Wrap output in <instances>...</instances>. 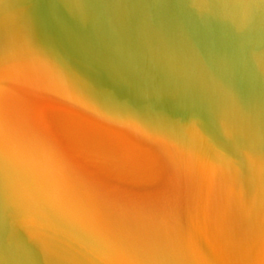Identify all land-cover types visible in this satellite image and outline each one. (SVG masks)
<instances>
[{
    "label": "water",
    "instance_id": "1",
    "mask_svg": "<svg viewBox=\"0 0 264 264\" xmlns=\"http://www.w3.org/2000/svg\"><path fill=\"white\" fill-rule=\"evenodd\" d=\"M0 264H264V0H0Z\"/></svg>",
    "mask_w": 264,
    "mask_h": 264
}]
</instances>
